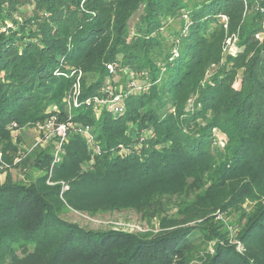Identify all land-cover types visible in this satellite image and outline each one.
<instances>
[{"label":"trees","instance_id":"16d2710c","mask_svg":"<svg viewBox=\"0 0 264 264\" xmlns=\"http://www.w3.org/2000/svg\"><path fill=\"white\" fill-rule=\"evenodd\" d=\"M263 8L0 0V150L9 165L0 170V264H264V37L254 38ZM234 39L238 54L226 55ZM72 70L82 73V103L103 84L124 87L122 114L72 110L99 153L71 132L51 173L50 145L13 162L11 123L67 120L74 77L57 74ZM126 70L148 88L133 92ZM72 210L132 211L151 228L84 229L63 219Z\"/></svg>","mask_w":264,"mask_h":264},{"label":"built area","instance_id":"2783aa9c","mask_svg":"<svg viewBox=\"0 0 264 264\" xmlns=\"http://www.w3.org/2000/svg\"><path fill=\"white\" fill-rule=\"evenodd\" d=\"M264 14V8L262 10ZM223 22H225V19H222ZM262 29L261 31L257 32V34L254 36V38L257 40H262L264 37V17L262 20ZM226 28V25L224 26ZM223 52L226 55L236 56L238 53V48L236 45V40H232L231 42L228 41L227 45L224 47ZM118 68V65L115 63L107 64L106 70L109 72V75L113 76L116 72V69ZM124 74H127L128 82L126 83L127 86H129L131 89H133V92H141L142 90H146L148 86H137L135 84L136 80L135 78L137 75L134 72H126L124 71ZM57 75H62L64 77H74V81L71 85V89L68 91V93L65 95L63 102L66 103L67 106V120L61 121L57 115L49 116L47 119L43 121H39L34 124L33 128L35 132L38 133L37 140L35 141L34 145H32V148L28 149L23 155H20L17 157V159L14 161L15 163H19L21 159H24L28 153L33 151L35 148L40 147L41 145H50L52 146V155H51V170L55 167V165L59 164L61 162L62 155L64 153V144L67 143L68 136L71 132H74L78 135H80L86 142L87 145H89L92 150L93 154L99 153V148L93 145V136L91 134V130L87 125H79V124H73L71 123V113L72 110L78 109L83 104L86 105H93L95 108V111H99L101 109H106L113 112L114 114H122L124 111L123 106V94L124 91L123 86L118 85H110L109 83L103 84L102 87L98 90L97 94L94 95L92 98L85 100V102L80 101V81L82 78V73L79 71L72 70L69 75L58 73ZM116 78V77H115ZM11 133L14 135L17 129L16 123H11ZM215 136L219 138L221 137V134L218 131H214ZM222 144V141H221ZM123 150H120V153H122ZM9 169V165L3 162V154L2 151H0V170H7ZM67 187L63 186V190H66Z\"/></svg>","mask_w":264,"mask_h":264},{"label":"rangeland","instance_id":"374dc122","mask_svg":"<svg viewBox=\"0 0 264 264\" xmlns=\"http://www.w3.org/2000/svg\"><path fill=\"white\" fill-rule=\"evenodd\" d=\"M139 13L137 15H135L132 18V20L129 22L130 29L133 28L132 26L135 23V21L137 20ZM212 70H214V69H212ZM214 72H215V70L212 71V73L209 76L213 75ZM118 78L119 77H116L115 80H118ZM120 82H121V80H120ZM119 84L120 83H118V86H119ZM14 133L15 134L12 135L11 139H12L13 145L18 147V152L15 155L13 162L16 160V157L23 155L28 149L32 148V145H34V143L38 137V133L35 132L33 127H25L24 129L16 130V132H14ZM214 134H215V132H214ZM222 137H223V135H222ZM218 140L222 141L223 138H221L219 136ZM218 140L216 139V143L219 144L220 147H223V145H224L223 141L221 144V141H218ZM40 147H46V145H41ZM40 147H37V148H40ZM21 160H23V159H21ZM9 172H10L11 176H13L15 179H18V178L21 179V177H22L20 175L21 173L18 169L11 168V170H9ZM1 176H3V174H1ZM49 185H51V184H49ZM216 213H218V212H216ZM216 213H215V215H216ZM218 218H224V217L218 215L217 219ZM63 219H66L68 222H71V223L75 222L80 227H82L84 229L88 228V229L99 230V231L107 230V229H115V230L119 229L121 231L131 233V232H138V231L139 232H145L151 228L150 226H148V224L146 222L143 223L140 220V218L132 211H130V212L122 211V212H115V213H111V214H101V215H98L95 217H89L87 215L80 214V213L72 210V211L66 213L63 216ZM151 225L153 226V228L155 227L154 224H151Z\"/></svg>","mask_w":264,"mask_h":264},{"label":"crops","instance_id":"0c3cea01","mask_svg":"<svg viewBox=\"0 0 264 264\" xmlns=\"http://www.w3.org/2000/svg\"><path fill=\"white\" fill-rule=\"evenodd\" d=\"M0 178L3 179L4 177H2V176L0 175Z\"/></svg>","mask_w":264,"mask_h":264}]
</instances>
